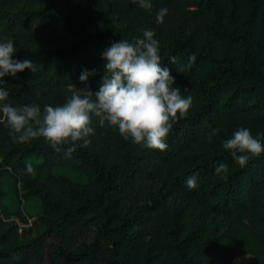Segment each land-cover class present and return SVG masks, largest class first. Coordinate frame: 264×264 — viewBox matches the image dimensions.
I'll list each match as a JSON object with an SVG mask.
<instances>
[{
	"label": "trees",
	"instance_id": "1",
	"mask_svg": "<svg viewBox=\"0 0 264 264\" xmlns=\"http://www.w3.org/2000/svg\"><path fill=\"white\" fill-rule=\"evenodd\" d=\"M152 3L146 10L139 0H0V39L12 37L16 58L36 66L5 77L14 106L61 105L68 84L97 91L100 53L145 28L193 98L163 152L96 124L90 145L68 157L42 137L18 142L0 123V264H236L241 256L264 264V153L242 168L222 143L239 127L264 140V0ZM161 7L168 14L157 24ZM84 69L93 73L86 84ZM219 163L226 168L217 172ZM193 174L197 185L188 188ZM11 195L37 199L41 211H10Z\"/></svg>",
	"mask_w": 264,
	"mask_h": 264
},
{
	"label": "clouds",
	"instance_id": "2",
	"mask_svg": "<svg viewBox=\"0 0 264 264\" xmlns=\"http://www.w3.org/2000/svg\"><path fill=\"white\" fill-rule=\"evenodd\" d=\"M139 6L149 10L153 3L139 0ZM167 14L166 7L159 8L156 23H164ZM17 50L12 37L0 39V123L18 142L42 137L57 152L63 150L70 157L78 147L90 145L96 124L101 127L107 124L118 130L124 140L163 152L169 147L168 136L174 123L187 117L193 103L192 96L182 93L175 84L171 69L162 64L160 41L151 28L143 29L142 35L132 41L121 38L100 53L104 75L97 91L68 84L70 97L61 105L45 104L43 110L35 103L17 107L8 102L10 91L5 87V77L14 78L25 69L36 71L32 59L16 58ZM196 59L191 54L184 67L191 69ZM169 62L180 71L182 66L175 56ZM92 74L84 69L79 80L86 84ZM222 143L242 168L251 156L264 153V140L247 127L237 128ZM225 168L224 163H219L216 171ZM25 170L34 172L30 164ZM197 181L198 176L193 174L185 184L194 188Z\"/></svg>",
	"mask_w": 264,
	"mask_h": 264
},
{
	"label": "rangeland",
	"instance_id": "3",
	"mask_svg": "<svg viewBox=\"0 0 264 264\" xmlns=\"http://www.w3.org/2000/svg\"><path fill=\"white\" fill-rule=\"evenodd\" d=\"M55 173L58 175H64L72 178L77 181H84L85 177L81 174H77L71 169L68 168H58L55 170ZM5 204L8 206L10 211H15L18 208L23 209L26 213H31L32 215H37L40 211V203L37 199H32L27 202L20 203V198L15 195H11L5 201ZM32 219V218H31ZM16 222L20 223L19 220L15 219ZM32 221V220H30ZM253 262V258L250 256H241L236 260V264H251Z\"/></svg>",
	"mask_w": 264,
	"mask_h": 264
}]
</instances>
